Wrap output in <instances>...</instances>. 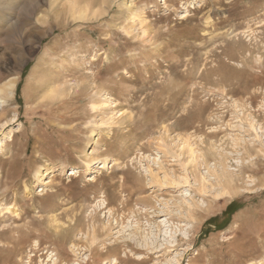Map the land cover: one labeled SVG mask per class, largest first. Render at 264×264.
I'll use <instances>...</instances> for the list:
<instances>
[{"label": "rangeland", "instance_id": "rangeland-1", "mask_svg": "<svg viewBox=\"0 0 264 264\" xmlns=\"http://www.w3.org/2000/svg\"><path fill=\"white\" fill-rule=\"evenodd\" d=\"M0 90V264H264V0H0Z\"/></svg>", "mask_w": 264, "mask_h": 264}, {"label": "bare ground", "instance_id": "bare-ground-1", "mask_svg": "<svg viewBox=\"0 0 264 264\" xmlns=\"http://www.w3.org/2000/svg\"><path fill=\"white\" fill-rule=\"evenodd\" d=\"M259 48H260V46H259ZM248 49V48H247ZM259 51H260V49H258ZM241 51V50H240ZM262 52V51H261ZM253 53V52H252ZM1 91V90H0ZM73 173V172H72ZM2 182H3V180H2ZM16 182V181H15ZM75 216V215H74ZM31 229V228H30ZM21 230V229H20ZM19 233V232H18ZM7 236V235H6ZM12 236V235H11ZM9 237V236H8ZM4 238V237H3ZM12 239V238H11ZM17 247V246H16ZM11 249V248H10ZM15 249V248H14Z\"/></svg>", "mask_w": 264, "mask_h": 264}]
</instances>
